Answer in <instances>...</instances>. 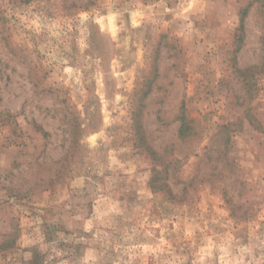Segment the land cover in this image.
Segmentation results:
<instances>
[{"label":"rangeland","instance_id":"obj_1","mask_svg":"<svg viewBox=\"0 0 264 264\" xmlns=\"http://www.w3.org/2000/svg\"><path fill=\"white\" fill-rule=\"evenodd\" d=\"M0 264H264V0H0Z\"/></svg>","mask_w":264,"mask_h":264}]
</instances>
